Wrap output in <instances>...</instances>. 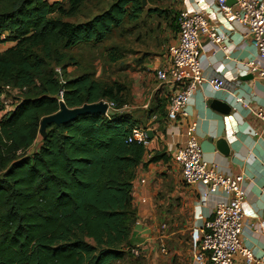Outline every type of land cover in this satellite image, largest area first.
Here are the masks:
<instances>
[{"label": "trees", "instance_id": "trees-1", "mask_svg": "<svg viewBox=\"0 0 264 264\" xmlns=\"http://www.w3.org/2000/svg\"><path fill=\"white\" fill-rule=\"evenodd\" d=\"M85 1L0 0V43H8L0 49V94L5 86L20 93L0 117V264H117L126 256L128 264H144L139 247L129 244L136 219L131 179L148 152L129 140L137 125L119 111L128 87L98 77L103 72L81 64L73 51L113 39L125 20L143 12L168 11L145 10L142 0H107L105 7L89 0L101 10L69 20ZM106 50L115 62L116 44ZM70 65L80 73L69 74ZM59 90L70 108L101 100L115 107L48 124L42 136L40 120L59 109ZM167 158L155 152L148 162Z\"/></svg>", "mask_w": 264, "mask_h": 264}, {"label": "crops", "instance_id": "crops-1", "mask_svg": "<svg viewBox=\"0 0 264 264\" xmlns=\"http://www.w3.org/2000/svg\"><path fill=\"white\" fill-rule=\"evenodd\" d=\"M143 7H160L168 13L143 12L137 19L125 20L124 28L115 30L123 41L110 42L117 43L115 63L126 77L116 79L128 87L127 100L119 111L128 113L136 127L152 132L145 147L148 153L131 179L136 219L129 244L139 247L144 264H198L191 251V230L203 225L225 195L217 192L203 197L204 185L186 184L181 179L173 154L184 144L186 127L195 122L203 159L221 172L245 175L241 182L245 212L241 238L255 255V264H264V126L243 106H264V80L240 69L242 62L260 60L246 28L225 21L212 0H145ZM187 8L206 12L229 31V38L222 42L224 47L205 50L201 56L203 76L222 75L226 84L216 91L203 81L186 105L187 114L169 119L167 101L175 86L159 82L154 73L167 64L168 45L178 38L176 18ZM202 44L207 48L206 37ZM249 74L251 77L244 78ZM212 98L226 100L232 106L230 114L211 107L208 101ZM222 130L230 144L228 155L218 152L211 142V137ZM155 152H164L167 160L148 162ZM235 259L242 260L240 255Z\"/></svg>", "mask_w": 264, "mask_h": 264}, {"label": "built area", "instance_id": "built-area-1", "mask_svg": "<svg viewBox=\"0 0 264 264\" xmlns=\"http://www.w3.org/2000/svg\"><path fill=\"white\" fill-rule=\"evenodd\" d=\"M216 11L229 23H236L246 28L251 45L255 48L257 60H247L241 63V70L256 75L264 80V0H235L228 4L227 0H212ZM178 38L168 45V62L155 70V77L161 83H172L175 90L168 96L166 117L176 119L187 114L186 105L195 90L206 82L213 90H221L226 79L222 75L204 77L201 64L202 52L215 51L224 47L222 42L229 38V31L221 27L202 10L189 8L179 11L177 16ZM207 39V48L202 44V38ZM209 45V46H208ZM55 72L60 82L64 83L61 67ZM239 73L236 77H238ZM237 79V78H236ZM9 87V86H7ZM59 101L62 100V90H59ZM0 94V101H3ZM106 102L109 108H114L112 101ZM248 111L257 117L264 126V106L248 107ZM10 109H1L0 114ZM196 123L191 122L185 130V141L173 154L180 166L181 179L186 184H202L206 189L202 196L221 192L225 198L219 200L208 219L201 227L191 230V251L198 264H255L257 259L252 250L242 242L241 232L245 212L242 207L244 200L241 182L245 178L242 173L232 174L219 171L215 164L202 157V149L197 140ZM129 140L149 144L146 130L133 127ZM33 144L25 153L34 150ZM132 252L137 255L138 249ZM241 256V261L235 259Z\"/></svg>", "mask_w": 264, "mask_h": 264}, {"label": "rangeland", "instance_id": "rangeland-1", "mask_svg": "<svg viewBox=\"0 0 264 264\" xmlns=\"http://www.w3.org/2000/svg\"><path fill=\"white\" fill-rule=\"evenodd\" d=\"M85 2L86 5L82 6L80 8V10L76 13L75 16L68 18L71 21L74 22H82V21H86L88 19H90L95 13H97L98 11L101 10V8H96L93 7L94 1H89L86 0ZM107 0H104L102 6H106ZM66 6V5H65ZM102 7V9L104 8ZM117 33L118 31H115L113 34H115L113 36L114 42H122L123 39L122 38H117ZM109 40V41H104V43L102 44H98V45H87V47L85 48H78V50H74L73 53L75 54V56H78V61L81 64H84L86 66H88L89 68H91L93 70V72L95 71L96 74L100 75V73L103 72V74L101 77L105 80H109L112 77L114 78H119V80H124L126 79L124 73H123V69H119L120 64L117 62H112L110 61V58L108 57V53H107V47L110 42L113 40ZM117 44V43H116ZM8 44H6L5 42H1L0 43V49H4ZM124 61H126L124 59ZM69 74L71 75H76L78 73H80L79 69H76V67L74 65H70L67 68ZM67 76V75H66ZM2 95H3V101H0V110L1 109H10L13 108L17 102H18V98H20V93L17 89H12L10 87L5 86L2 89ZM2 116V114H0V117ZM38 141L35 142L34 147H36ZM129 262V257L126 256L124 259H122V261L117 262V264H128Z\"/></svg>", "mask_w": 264, "mask_h": 264}, {"label": "water", "instance_id": "water-1", "mask_svg": "<svg viewBox=\"0 0 264 264\" xmlns=\"http://www.w3.org/2000/svg\"><path fill=\"white\" fill-rule=\"evenodd\" d=\"M235 0H227L228 4L234 3ZM142 4L145 5V0H142ZM251 77L245 75L244 78ZM209 105L224 115H228L231 112L232 106L226 101L218 98H212L208 101ZM108 111V105L106 102L98 101L94 103H84L77 107H67L63 100H60L59 109L49 115H45L40 120L39 134L44 136L45 130L48 124L54 123L56 125L64 124L76 119L79 115L85 113H101L106 114ZM149 139L152 138L151 130L146 132ZM211 142L218 152L223 155L230 153V144L227 141V132L225 130L220 131L216 136L211 137Z\"/></svg>", "mask_w": 264, "mask_h": 264}]
</instances>
